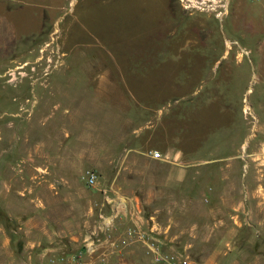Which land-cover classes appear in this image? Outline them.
Returning <instances> with one entry per match:
<instances>
[{
    "label": "rangeland",
    "instance_id": "374dc122",
    "mask_svg": "<svg viewBox=\"0 0 264 264\" xmlns=\"http://www.w3.org/2000/svg\"><path fill=\"white\" fill-rule=\"evenodd\" d=\"M134 148L168 152L177 192ZM132 225L194 264H264V0H0V264ZM109 258L150 264L138 242Z\"/></svg>",
    "mask_w": 264,
    "mask_h": 264
},
{
    "label": "built area",
    "instance_id": "2783aa9c",
    "mask_svg": "<svg viewBox=\"0 0 264 264\" xmlns=\"http://www.w3.org/2000/svg\"><path fill=\"white\" fill-rule=\"evenodd\" d=\"M152 158L158 159L162 155L160 152L153 150L148 152ZM86 184L93 186L96 183L97 176L92 171H87L84 175ZM110 230V228H101V231ZM94 241L84 243V247L79 251H68L59 253V256L50 258L44 264H112L110 260L111 253L115 252L116 248L126 247L132 242L142 243L145 246L146 252L150 255V264H194L187 254L180 255L170 252H164L153 240H150L146 231L142 230L138 225H132L124 230V233L111 238V235L106 236V243H109L111 250L99 251L104 246V243L98 238Z\"/></svg>",
    "mask_w": 264,
    "mask_h": 264
},
{
    "label": "crops",
    "instance_id": "0c3cea01",
    "mask_svg": "<svg viewBox=\"0 0 264 264\" xmlns=\"http://www.w3.org/2000/svg\"><path fill=\"white\" fill-rule=\"evenodd\" d=\"M150 151H153V150H150ZM134 152H135V155H133V156H139L140 158L144 159L145 162L149 163L152 167H157L158 168V170H156L155 173H153L151 171H148V174H147L148 177L152 178V181H149V183L154 185V187L156 188L155 192H157V193H162L164 191L167 192L168 189H170V188H171V190H170L171 193L177 192V186H174L173 183L176 182V184H178V182H179V177H178L179 171H178L177 167L169 166V165L164 163V162L168 161V157H169L168 152L163 151V150L158 151L162 155V157L158 158V159L152 158L151 155L148 154L149 151L148 152H140V151L137 150V148H134ZM171 154H172L171 155L172 157L174 156V159H176V157L178 156V153H171ZM44 156H46L45 159H50L51 158L50 157L51 155L46 150V148H45ZM218 159L227 161V160L236 159V157L235 156H224V157H221V158L218 157ZM212 160H216V159H214V158L205 159L204 158L201 161L202 162H206V161H212ZM167 166H169L170 168L166 169V170H168L167 171L168 174L165 175L164 167H167ZM164 177L166 179V182H165ZM169 181L172 184L170 186V188H169V186H167ZM164 185H166V186L164 187ZM8 187L10 189V186H8ZM174 187H176V189ZM174 189L176 191H174ZM136 207L137 206H135V210H137ZM166 208H170L171 209L170 214H171V217H172L174 215V211L177 209V201L175 202V204H173V202H171V204H167ZM149 217L153 218L152 216H149Z\"/></svg>",
    "mask_w": 264,
    "mask_h": 264
}]
</instances>
